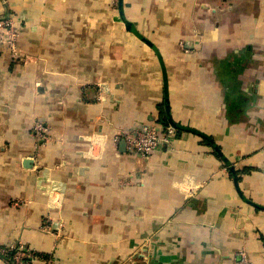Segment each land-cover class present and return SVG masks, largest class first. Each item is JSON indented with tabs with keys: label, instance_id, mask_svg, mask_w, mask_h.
Masks as SVG:
<instances>
[{
	"label": "crops",
	"instance_id": "obj_1",
	"mask_svg": "<svg viewBox=\"0 0 264 264\" xmlns=\"http://www.w3.org/2000/svg\"><path fill=\"white\" fill-rule=\"evenodd\" d=\"M11 7L22 53L0 51V245L54 264H264V0H124L156 48L119 0ZM169 114L183 126L171 148L145 157L120 135Z\"/></svg>",
	"mask_w": 264,
	"mask_h": 264
},
{
	"label": "built area",
	"instance_id": "obj_2",
	"mask_svg": "<svg viewBox=\"0 0 264 264\" xmlns=\"http://www.w3.org/2000/svg\"><path fill=\"white\" fill-rule=\"evenodd\" d=\"M5 6L0 13V51L18 58L22 53L21 48V29L11 7V0H1ZM35 128L39 134L45 133L48 128L42 123L37 122ZM176 128L171 125L155 124L144 122L128 130H124L120 135L125 137L126 143L132 152L142 156H150L156 150L171 148L176 139ZM3 253H9L14 264H51L52 258H46L43 252L37 251L23 241H14L1 249ZM243 264H254L246 252L242 253Z\"/></svg>",
	"mask_w": 264,
	"mask_h": 264
},
{
	"label": "water",
	"instance_id": "obj_3",
	"mask_svg": "<svg viewBox=\"0 0 264 264\" xmlns=\"http://www.w3.org/2000/svg\"><path fill=\"white\" fill-rule=\"evenodd\" d=\"M119 8H120V13H121V16H122V19L124 20L125 24H126V28L131 31L132 33H134L136 36H138L139 38H141L143 41H145L146 43H148L150 46L156 48L155 44L150 40L148 39L146 36H144L137 28V26L135 25V23L133 21H131L130 19L127 18L126 14H125V11H124V0H119ZM167 111L170 113V110H169V106H167ZM169 121L171 123V125H173L175 128L177 127H180V128H183L182 125L178 124L177 122H175L172 117L170 116L169 114ZM201 133V132H199ZM213 143L214 141L212 139H210ZM125 141V140H124ZM126 143V142H125ZM215 147L217 148L218 152L224 157V159L227 161V163L230 164V169L231 171L233 172L234 174V179L236 181V185L238 186V189H239V183H238V173H237V169H236V166L234 164H231L229 159L226 158L225 155H223L220 147L214 143ZM239 192L241 193V195L243 196L242 192L240 191L239 189ZM248 202H250L251 204H255V202L251 201V200H248Z\"/></svg>",
	"mask_w": 264,
	"mask_h": 264
},
{
	"label": "rangeland",
	"instance_id": "obj_4",
	"mask_svg": "<svg viewBox=\"0 0 264 264\" xmlns=\"http://www.w3.org/2000/svg\"><path fill=\"white\" fill-rule=\"evenodd\" d=\"M15 241H18V239L17 240H15ZM13 243V242H12ZM26 243V242H25ZM9 244H11V243H9ZM9 244H7V245H9ZM6 244H2V245H0V250L1 249H5L6 248V246H7ZM0 254L2 255V256H4V257H10L9 256V254H10V252L9 253H3L2 251H0ZM47 254V255H46ZM43 255H44V257H46V258H52L53 260H52V262H51V264H54L55 262H54V260H55V256L53 255V254H50V253H46V252H43ZM253 263H254V261H252ZM255 264V263H254Z\"/></svg>",
	"mask_w": 264,
	"mask_h": 264
},
{
	"label": "trees",
	"instance_id": "obj_5",
	"mask_svg": "<svg viewBox=\"0 0 264 264\" xmlns=\"http://www.w3.org/2000/svg\"><path fill=\"white\" fill-rule=\"evenodd\" d=\"M165 124L167 125V124H170V123H168V120H166V122H165ZM199 134H202V133H199ZM202 135H204L205 136V138H206V140L208 141V142H210L211 140V137H209V136H207V135H205V134H202ZM221 155V154H220ZM222 156V155H221ZM223 157V156H222ZM224 158V157H223ZM227 165H228V167H230V164L229 163H227ZM47 255V254H46ZM11 259V258H10Z\"/></svg>",
	"mask_w": 264,
	"mask_h": 264
}]
</instances>
